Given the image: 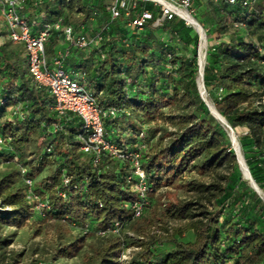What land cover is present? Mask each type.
<instances>
[{"label":"trees","instance_id":"obj_1","mask_svg":"<svg viewBox=\"0 0 264 264\" xmlns=\"http://www.w3.org/2000/svg\"><path fill=\"white\" fill-rule=\"evenodd\" d=\"M22 10L28 24L42 15L48 23L70 27L73 37L100 40L84 48L66 43L60 32L51 31L44 45L48 62L59 50H67L63 68L84 74V88L102 111L122 109L105 117L106 138L129 150L139 145L140 162L148 186L149 203L139 218L133 217L134 178L128 163L80 150L82 122L67 113L59 119L54 98L47 88L31 84L24 44L7 39L0 17V226L21 228L31 218L74 225L103 240L96 264H121L125 248H137L126 264H264V200L242 179L228 133L210 113L197 90L198 35L178 17L153 23L159 9L150 3L127 1L112 19L108 0H25ZM244 0L229 5L225 0H190L195 21L208 42L203 66V84L215 110L232 130H240L237 142L249 174L264 192V0L243 6ZM152 19L140 29L131 21L142 10ZM224 23L236 33L234 40L222 41ZM187 105L184 115L167 114L175 103ZM21 113V115H20ZM20 115V116H19ZM59 123L55 131L53 124ZM163 125L177 126L167 131ZM149 127V129H148ZM139 133L143 139H138ZM147 133L157 134L159 146L152 147ZM167 141L162 144L163 140ZM43 144L28 152L36 140ZM162 144V145H161ZM50 148V152H46ZM52 166L40 178V168ZM228 165L222 182H181L187 171L203 175ZM131 176V181L128 177ZM68 178V184L63 179ZM31 193L36 200L27 198ZM180 182L195 199L167 202L164 216L184 222L170 229L163 222L160 234L137 226L147 209L155 212L151 199L163 187ZM64 194V197H61ZM208 210L201 200L212 203ZM216 198V199H215ZM36 203L46 207L36 210ZM150 227L154 221L146 219ZM119 233H113L114 225ZM135 229L139 237L126 235ZM99 231H108L99 236ZM191 231L192 239L182 235ZM10 240L0 237V251ZM77 248L56 251L57 257L72 258ZM0 264H4L0 253ZM10 264H17L13 259ZM40 264V263H38Z\"/></svg>","mask_w":264,"mask_h":264},{"label":"built area","instance_id":"obj_2","mask_svg":"<svg viewBox=\"0 0 264 264\" xmlns=\"http://www.w3.org/2000/svg\"><path fill=\"white\" fill-rule=\"evenodd\" d=\"M109 13L112 19L118 17L120 9H125L126 0H108ZM132 5L136 2L150 3L152 6L159 9L160 16L155 20L153 26H158L163 20H171L178 17L185 24L183 14L191 15L190 0H128ZM254 0H244L243 6H247ZM37 0L36 4H40ZM229 5L235 4L236 0H225ZM26 8L25 0H0V17L2 24L7 30V39L12 42H22L25 47L27 61H28V74L30 76L31 84L36 87L47 88L49 93L54 98L53 110L58 114L59 119L64 118L67 113L75 114L82 122L81 133L79 135L80 150L89 154L92 157L94 165L98 164L101 156L106 155L112 159H118L129 164L131 168L134 183L132 190L137 193L138 200L131 205L133 217L139 218L144 208L147 207L149 200L147 198L148 192L152 189L148 186L145 173L142 170L140 162V152L144 150L143 145H139L132 150L127 146L118 147L106 138L103 119L105 117H114L118 113H124L122 109H109L102 111L97 105L95 98L92 94L85 91L84 88V74L82 72L69 73L63 68V60L67 54L65 51H57L48 62L45 56L44 45L48 40L51 31L60 32L64 42L72 43L74 47L84 48L93 45L100 40L99 36L89 38L81 35L76 38L70 27H64L59 22L48 23L45 18L40 15L31 24L26 21L25 15L21 12ZM152 19V15L148 10L142 9L139 15L131 21V26L140 29L146 21ZM190 26V25H189ZM191 27V26H190ZM194 28V27H193ZM195 30V29H194ZM196 34L202 37L203 29L199 33L195 30ZM205 35V33H204ZM206 37V36H205ZM215 42H210V46ZM205 60L203 62L204 66ZM197 80L200 75L203 81V67L200 71L197 57ZM3 102H0L2 105ZM21 115V113H20ZM19 115V116H20ZM59 123L53 124L50 130L55 131ZM138 139H143V134L139 133ZM4 144V139L0 136V146ZM46 152H50V148H46ZM131 181V176L128 177ZM27 186L29 187L27 198L36 200V197L30 192L32 181L27 179ZM64 184H68V178L63 179ZM64 197V194H61ZM46 207L45 203H36L34 208L40 210ZM120 225L115 223L113 233H119ZM88 227L85 226L84 233L88 232ZM108 231H99L97 235L105 236ZM137 248H125L122 246V251L118 261L121 264H126L131 257V250Z\"/></svg>","mask_w":264,"mask_h":264},{"label":"rangeland","instance_id":"obj_3","mask_svg":"<svg viewBox=\"0 0 264 264\" xmlns=\"http://www.w3.org/2000/svg\"><path fill=\"white\" fill-rule=\"evenodd\" d=\"M128 0H126L127 2ZM202 4H206V0H199ZM192 9V8H191ZM193 7V11H194ZM193 16L194 13L192 12ZM189 26L188 24H186ZM225 33L220 36L222 41L234 40L236 38L235 31L231 28L229 24L224 23ZM195 31V30H194ZM204 32V30H203ZM205 33V32H204ZM202 34V38L198 41L197 51L203 39L204 48H205V57L207 54V49L210 45L206 35ZM199 52H197V57ZM206 59V58H205ZM204 59V60H205ZM204 86V84H203ZM205 98H203V95ZM202 98L207 102V104L212 105L210 98L206 92V89H202L201 92ZM214 107V106H213ZM165 113L173 115H184L190 112V109L187 107L185 102L175 103L167 108H164ZM167 128V131L177 133L179 128L177 126L163 125ZM224 126V125H223ZM227 133H231V129L227 126H224ZM149 129V127H148ZM235 138L237 134L241 131L233 130ZM147 136L152 139V147L159 146L160 140L158 139L157 134L147 133ZM237 140V139H236ZM167 141V138L163 140L162 144ZM44 143L40 139L36 140L32 147H29L28 152L38 151L42 148ZM161 144V145H162ZM52 166L46 164L40 168V178L48 176ZM230 168L228 165H224L221 168L217 169L215 172H208L206 174L200 175L194 171H187L184 173L181 182L195 181L203 183H213V182H222V177L229 172ZM4 171V165L0 166V172ZM242 176V175H241ZM242 179H244L242 177ZM245 180V179H244ZM247 181V180H245ZM248 182V181H247ZM180 182H176L174 185L163 187L156 192V195L151 199V204H157V208L152 211V208L147 209L145 217L142 220H139L137 226H142L150 230V233L160 234L159 225L163 222L170 229L183 226L184 222L174 221L164 216V206L168 202H182L186 200L195 199L196 195L188 192L185 188L178 187ZM262 200H264V192L259 190L258 194ZM216 199V198H215ZM204 202L208 210L214 209L213 202L214 198L211 197L212 203H208L204 199L201 200ZM146 219H151L154 222L152 227L149 226ZM23 227L15 228L5 225L0 226V237L10 240V245L2 248L0 253L3 255L4 264H10L13 259H16L17 264H96L97 263V250L101 247L103 240L92 232L85 234L80 228H77L74 225L66 224L65 222L58 223L54 221V218L47 220L46 222H40L35 218H31L28 221L23 223ZM135 229L131 228V231L126 235L134 237L137 239L139 234L135 233ZM193 234L191 231H186L183 233L182 238L185 240L192 239ZM67 247L70 252H73V249L77 248L74 256L72 258L57 257L56 251L60 248ZM138 249L131 250V256L137 252ZM131 259V258H130ZM129 259V260H130Z\"/></svg>","mask_w":264,"mask_h":264},{"label":"bare ground","instance_id":"obj_4","mask_svg":"<svg viewBox=\"0 0 264 264\" xmlns=\"http://www.w3.org/2000/svg\"><path fill=\"white\" fill-rule=\"evenodd\" d=\"M184 20L186 21V23L190 26H193L194 29L197 31V26L195 25V22H194V18L189 16V15H186V14H183L182 15ZM202 38V37H201ZM205 48H204V42H203V39L201 40V44H200V47H199V55H198V64H199V67H200V71H202V67H203V62H204V59L206 58L205 57ZM198 85H199V90L200 92H202V89H204V86H203V81L201 80L200 78V75L198 77ZM203 98H205L204 94L202 95ZM209 105V104H208ZM210 107V110L211 112L214 114V116L216 117V119L221 123L223 124L224 126H226V124H224V121L222 120V118H220V116H218L216 114V111L214 109V107L212 105H209ZM222 117V116H221ZM226 123V122H225ZM230 133V132H229ZM232 137H235L234 136V133L231 134V138ZM237 138H235V141L232 143V148H235L236 149V153L237 155L239 156V161H240V166H241V170L243 172V175H244V179L249 181L250 180V176L248 174V171L246 170V165H245V162L243 161V158L241 156V151L240 150H237L238 149V140H236Z\"/></svg>","mask_w":264,"mask_h":264},{"label":"water","instance_id":"obj_5","mask_svg":"<svg viewBox=\"0 0 264 264\" xmlns=\"http://www.w3.org/2000/svg\"><path fill=\"white\" fill-rule=\"evenodd\" d=\"M194 20V22H195V25L198 27L197 28V33L199 32H201L202 31V27L195 21V19H193ZM192 28H193V26H191ZM194 29V28H193ZM199 38H201V36H199ZM196 86H197V90H198V93H199V95H200V98L202 99V101L204 102V104L207 106V108H208V110H209V113L216 119V117L214 116V114L211 112V110H210V107H209V105L207 104V102L202 98V96H201V92H200V90H199V85H198V80L196 79ZM215 109V108H214ZM216 111V110H215ZM216 114L218 115V116H220V118H222V120L224 121V124H226V126L229 128V129H231L228 125H227V123H225L226 121L224 120V118L223 117H221V115H219L218 114V112L216 111ZM217 120V119H216ZM218 121V120H217ZM219 122V121H218ZM220 123V122H219ZM221 124V123H220ZM223 125V124H222ZM233 133V130L231 129V133H228V137H229V139H230V142H231V145H232V143L235 141V137H232L231 138V134ZM237 150H240V147H239V144H238V149ZM233 151L235 152V155H236V160H237V164H238V167H239V170H240V172H241V175H242V177L244 178V175H243V172H242V170H241V166H240V161H239V156L237 155V153H236V149L235 148H233ZM241 156H242V154H241ZM242 158H243V156H242ZM243 161H244V159H243ZM246 165V164H245ZM246 170L248 171V168H247V166H246ZM248 174H249V171H248ZM249 176H250V174H249ZM250 178V180L248 181V183H249V186L257 193V194H259V189H258V187H257V185L254 183V181H253V179L251 178V176L249 177Z\"/></svg>","mask_w":264,"mask_h":264}]
</instances>
